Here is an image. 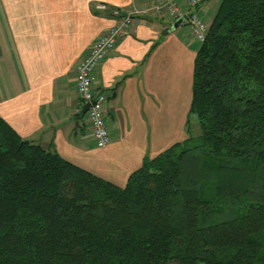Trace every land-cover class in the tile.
Wrapping results in <instances>:
<instances>
[{"label":"trees","instance_id":"trees-1","mask_svg":"<svg viewBox=\"0 0 264 264\" xmlns=\"http://www.w3.org/2000/svg\"><path fill=\"white\" fill-rule=\"evenodd\" d=\"M188 114L121 188L0 119V264H264V0L219 1Z\"/></svg>","mask_w":264,"mask_h":264},{"label":"crops","instance_id":"crops-1","mask_svg":"<svg viewBox=\"0 0 264 264\" xmlns=\"http://www.w3.org/2000/svg\"><path fill=\"white\" fill-rule=\"evenodd\" d=\"M219 1L194 9L206 25ZM149 2L0 0V119L20 140L118 188L144 159L187 139L199 43L184 25L168 32L163 16L149 12L134 23L93 73V86L107 97L104 149L94 148L74 92V67L115 22L111 11Z\"/></svg>","mask_w":264,"mask_h":264},{"label":"built area","instance_id":"built-area-1","mask_svg":"<svg viewBox=\"0 0 264 264\" xmlns=\"http://www.w3.org/2000/svg\"><path fill=\"white\" fill-rule=\"evenodd\" d=\"M150 1V0H149ZM204 0H151L150 6L138 10L132 8L127 12L115 9L111 15L115 22L104 30L87 48L84 56L77 61L74 72V92L81 104H86L84 119L88 127L89 136L96 149H104L110 142V136L105 123V103L107 97L93 86V73L103 59L114 47L116 41L124 35L137 21L149 12L157 17L165 18L168 24L184 17L181 25L187 27L190 37L200 43L203 41L207 25L198 17L194 9ZM104 9V6H98Z\"/></svg>","mask_w":264,"mask_h":264},{"label":"water","instance_id":"water-1","mask_svg":"<svg viewBox=\"0 0 264 264\" xmlns=\"http://www.w3.org/2000/svg\"><path fill=\"white\" fill-rule=\"evenodd\" d=\"M184 22V17L176 19L173 23H171L168 27V32L174 30L176 27L180 26ZM87 109V105H83L81 108V115L84 114L85 110Z\"/></svg>","mask_w":264,"mask_h":264},{"label":"rangeland","instance_id":"rangeland-1","mask_svg":"<svg viewBox=\"0 0 264 264\" xmlns=\"http://www.w3.org/2000/svg\"><path fill=\"white\" fill-rule=\"evenodd\" d=\"M197 135H198L197 125H196L195 121L192 120V121H190V132H189V136L195 138Z\"/></svg>","mask_w":264,"mask_h":264}]
</instances>
